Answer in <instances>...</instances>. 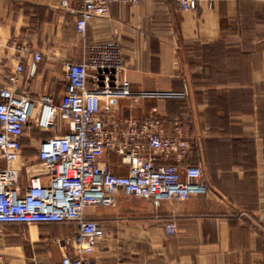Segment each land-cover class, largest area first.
Segmentation results:
<instances>
[{"label":"crops","instance_id":"crops-1","mask_svg":"<svg viewBox=\"0 0 264 264\" xmlns=\"http://www.w3.org/2000/svg\"><path fill=\"white\" fill-rule=\"evenodd\" d=\"M81 7L82 0H0V85L58 103L65 65L81 62L87 44L116 41L133 91L157 96L123 99L114 116L157 115L162 133L181 129L191 147L179 166H201L209 189L159 207L119 192L116 206L87 208L105 231L99 264H264V0H211L192 11L176 0L114 3L85 38L77 33ZM36 52L42 60L31 75ZM19 65L24 72L12 86ZM21 144L17 166L37 161L40 143L33 157L25 136ZM100 161L129 173L112 150ZM76 233L73 224L0 225V254L7 264H50L41 250L53 243L52 264H60L65 250L56 240Z\"/></svg>","mask_w":264,"mask_h":264},{"label":"built area","instance_id":"built-area-1","mask_svg":"<svg viewBox=\"0 0 264 264\" xmlns=\"http://www.w3.org/2000/svg\"><path fill=\"white\" fill-rule=\"evenodd\" d=\"M143 1L82 0L77 33L85 38L90 23L108 17L114 3L138 6ZM210 1L176 3L181 10L192 11ZM41 60L36 52L31 75ZM23 72L19 65L9 77L12 86ZM125 72L122 49L110 40L85 45L82 61L65 65V88L58 103L51 96L36 101L28 93L0 85V225H76L72 239L56 240L65 250L60 264H99L95 254L105 231L86 216V209L116 206L119 192L159 207L209 191L201 166H179L191 147L181 129L172 135L162 133L157 115L144 119L114 116L123 99L155 96L134 92ZM58 117L66 122L67 131L41 140L37 163L17 166L26 128L34 124L43 131L56 129ZM107 150L123 157L128 175H117L101 164ZM158 156L175 163L158 164ZM166 230L174 234L175 224L168 223ZM0 264H7L2 254Z\"/></svg>","mask_w":264,"mask_h":264},{"label":"rangeland","instance_id":"rangeland-1","mask_svg":"<svg viewBox=\"0 0 264 264\" xmlns=\"http://www.w3.org/2000/svg\"><path fill=\"white\" fill-rule=\"evenodd\" d=\"M56 123H57L56 129H51L49 131L40 130L36 128L34 124H31L26 128L25 138L26 140H28V144L26 147L27 155L33 157V155L36 153L40 141L45 139L46 137L58 135V134H64L67 131V124L60 117L57 118ZM33 163H37V161H33ZM41 251L42 254L47 257L50 264L56 261L59 253L58 246L53 243L45 244V246L42 248Z\"/></svg>","mask_w":264,"mask_h":264}]
</instances>
